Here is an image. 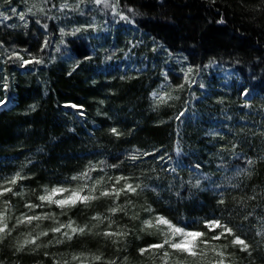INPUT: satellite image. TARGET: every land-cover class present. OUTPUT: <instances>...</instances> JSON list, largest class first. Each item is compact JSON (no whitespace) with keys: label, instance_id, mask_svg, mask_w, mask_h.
<instances>
[{"label":"trees","instance_id":"1","mask_svg":"<svg viewBox=\"0 0 264 264\" xmlns=\"http://www.w3.org/2000/svg\"><path fill=\"white\" fill-rule=\"evenodd\" d=\"M0 11V184L25 177L5 185L21 195L0 197V213L10 228L25 213L55 217L15 227L0 264H165V250L167 264H198L167 246L140 255L167 232L144 228L157 215L206 233L199 264L218 252L224 264H264V0H0ZM116 177L140 188L63 210L38 199L98 180L99 195ZM116 205L125 211L110 214ZM211 219L248 251L233 236L211 240ZM69 222L85 232L57 244L49 230ZM40 231L39 247L15 251Z\"/></svg>","mask_w":264,"mask_h":264},{"label":"snow or ice","instance_id":"2","mask_svg":"<svg viewBox=\"0 0 264 264\" xmlns=\"http://www.w3.org/2000/svg\"><path fill=\"white\" fill-rule=\"evenodd\" d=\"M97 4H100L102 0H95ZM105 5L107 6V0H103ZM62 7H67V5H63ZM131 11V9H130ZM12 12L15 13L16 9L13 8ZM0 17H3L5 20H7L9 17L5 16L4 12L0 11ZM25 16L23 13L20 14V19L24 20ZM121 19H128L126 16H121ZM221 23L223 21H220ZM39 23V21H37ZM45 27H47L45 25ZM79 31V29H77ZM24 63H30V61H24ZM39 63V61H37ZM191 71V70H189ZM160 101L164 102V97H160ZM2 103V102H0ZM75 107V105H73ZM180 115H183L181 113ZM179 119V116L177 117ZM113 133H116V129H112ZM144 155H151L150 153H144ZM130 159L136 160L137 157L135 155L131 156ZM251 164L252 161H249ZM115 167V165H113ZM94 169H89V172H91ZM89 172H85L80 176H74L72 177L73 180L77 179H86L89 177ZM25 179L20 173H16L13 177L11 178H5L4 183L0 184V197L4 196L5 194L11 193L12 195H21V193H17L13 191L12 187H8L5 185H15L18 180ZM126 177H116L115 178V184L113 185L112 189H104L99 191V195H95L94 193L97 190V186L101 183V181H95L93 186L91 188H88L87 184H84L78 188L74 189H69V188H64L60 186H53L51 189L45 187L44 188V194L40 195L38 197L39 201L42 203L46 202L49 205H55L56 207L60 208L61 210L65 209L66 207L71 208L75 207L77 203H87L88 201L91 200H96L101 197H110V196H116L119 198L121 193H135L138 188H140V185H135L133 186L132 184H125L122 188H117L115 185L119 184L121 180H126ZM88 189V195H81L82 192H84L85 189ZM59 197V198H57ZM130 203V202H129ZM220 203H223V201H220ZM5 205H8V202L5 201ZM41 205L37 204H32L28 203L25 205L29 210L36 209L37 207H40ZM109 213L114 215L117 212H123L125 211L124 206L116 205L114 207H110L108 209ZM147 211L151 212L152 209L149 207L147 208ZM134 219L136 218L135 216L133 217ZM46 219H55L54 214L50 213H44L42 215H28V214H22L20 217L17 218L16 225H13L11 228L7 224V217L3 214L0 213V242L4 240V238L8 235H11L12 230L21 225V224H31L33 221H40V220H46ZM95 220H100V216L97 215L93 217ZM107 219V218H105ZM155 223H153L152 220H145L143 221L144 228H157L159 229V226L165 225L167 226V229L169 230L168 232L162 233L164 236V239L160 243H155V244H149L145 248H140L139 253L140 255H145L148 252H156L161 249L170 248L173 250L175 253H181L184 254L185 257H190L192 261L199 262L203 261L204 258L206 257L207 253L198 247L200 243L205 244L206 246L209 244L208 240L202 239L203 237L206 236V233L203 231H198V230H192L188 231L184 227H177L173 225L168 219H166L163 216L157 215L154 218ZM111 221H109V227H111ZM204 226L210 231L214 232L216 234L211 236V240H219L222 237L226 236H233L234 239L232 240L233 245H240V250L241 251H248V244L241 239L239 236H235L233 233V230L229 228L226 224L221 223L219 219H211V220H205L204 221ZM38 228L39 225H36ZM64 228H70L72 235H69L68 232H62V229ZM217 229H221V231L216 232ZM85 228H77L72 226V222H69L67 225L65 224H60L58 227H53L49 231L52 233H59L62 237V239H57L55 242L57 244L62 243L63 240H72L73 235L80 233L83 234L85 232ZM49 234L48 231H40L37 235L31 236L29 234L30 238L25 239L22 244H19L16 248V252H20L24 250L26 245H35L36 247H39V245L36 244V241L41 237V236H47ZM105 237H112V236H121L125 235L126 233L117 231V232H112V231H104L101 233ZM49 243H52V241H49ZM47 247V245H45ZM213 251H215V246H213ZM217 255L221 256V259L217 262V264H224L223 260V252H218L216 253ZM47 255V253H45ZM170 256V253L165 250L163 252V259L165 260V264H167V258ZM79 259V257L73 256V260ZM95 260L99 261L101 257L96 256L94 258ZM67 264V262H66ZM114 264V262H112Z\"/></svg>","mask_w":264,"mask_h":264},{"label":"rangeland","instance_id":"3","mask_svg":"<svg viewBox=\"0 0 264 264\" xmlns=\"http://www.w3.org/2000/svg\"><path fill=\"white\" fill-rule=\"evenodd\" d=\"M166 231L168 232L169 230L166 228Z\"/></svg>","mask_w":264,"mask_h":264}]
</instances>
